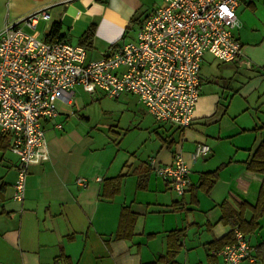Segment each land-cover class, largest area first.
I'll list each match as a JSON object with an SVG mask.
<instances>
[{
    "label": "crops",
    "instance_id": "1",
    "mask_svg": "<svg viewBox=\"0 0 264 264\" xmlns=\"http://www.w3.org/2000/svg\"><path fill=\"white\" fill-rule=\"evenodd\" d=\"M144 1L0 0V32L16 25L33 36L39 29L41 38L35 37L45 39L55 22L62 39L76 45L94 24L87 60H97L125 42L132 23L138 29L153 9L140 18ZM38 11L49 17L27 28L22 19ZM236 13L240 59L223 62L204 53L200 95L188 127L158 122L148 113L157 126L149 122L142 128L145 117L134 116L135 126L128 125L121 138L101 142L85 128L89 116L80 114L85 101L76 87L91 98L105 95L75 85L70 105L58 103L55 122L61 128L42 122L45 141L29 163L23 202L13 199L17 156L9 145L0 148V264H223L221 248L211 243L235 229L224 213L238 212L243 204L242 216L249 220L264 183V174L249 167L264 142V0H240ZM212 60L226 68L204 76L202 64ZM130 130L145 133L125 142ZM198 144L209 150L193 160ZM176 151L189 167L190 186L181 196L148 164L150 159L169 164ZM206 172L217 176L207 192L201 188ZM119 174L118 184L109 181ZM79 177L87 180L85 187L76 183ZM175 231L182 236L176 239ZM245 237L255 261L240 264H264V215Z\"/></svg>",
    "mask_w": 264,
    "mask_h": 264
},
{
    "label": "built area",
    "instance_id": "2",
    "mask_svg": "<svg viewBox=\"0 0 264 264\" xmlns=\"http://www.w3.org/2000/svg\"><path fill=\"white\" fill-rule=\"evenodd\" d=\"M240 0H163L137 30L135 39L110 46L97 60L87 49L63 39H38L16 25L0 32V137L17 156L13 199L23 202L29 163L44 145L43 121L55 122L58 103L70 105L73 88L97 89L109 98L131 93L156 121L183 129L193 120L200 95V67L205 52L223 62H238L241 46L234 35L240 27ZM226 9V10H225ZM44 11L28 14L22 23L35 29ZM198 144L191 158L208 152ZM151 171L177 194L190 186L189 167L181 152L169 164L150 159ZM99 180V178H98ZM80 187L87 185L79 177ZM235 241L218 250L223 264L255 261L246 237L234 229Z\"/></svg>",
    "mask_w": 264,
    "mask_h": 264
},
{
    "label": "rangeland",
    "instance_id": "3",
    "mask_svg": "<svg viewBox=\"0 0 264 264\" xmlns=\"http://www.w3.org/2000/svg\"><path fill=\"white\" fill-rule=\"evenodd\" d=\"M157 0H145V4L142 7V10H140V18L143 16L144 12H146L147 9L153 8L155 5L152 6V4ZM143 12V13H141ZM137 24L132 23L129 30L126 33V36L124 38L125 41H131L135 39V36L137 34ZM40 30L38 29L36 31L35 36L38 38H41ZM208 57V56H207ZM226 65L220 62H217L216 60H212L211 63L204 61L202 64V71L205 72L204 76H209V73H212L213 75L218 74L219 71H223L226 67ZM209 74V75H208ZM207 77H203L206 79ZM211 84V83H209ZM203 85H208L207 82H204ZM214 87V85H213ZM78 94H80L83 97V100L85 101L84 109L81 111L80 114H86L89 116V123L85 126L87 127V130L96 137L97 140L105 141V139L111 138L119 139L123 136L124 129L129 126H135L134 122L130 124L132 117L136 116L139 119L141 117L144 118V123L140 125V127L144 128V126L147 125V123L151 122L155 126L157 124L154 122V120L149 116L145 108L140 104H138L136 101L135 96L131 94L123 95L119 99H111L106 96H101L99 94L98 98H91L90 95L83 93L79 87H76ZM75 89V91H76ZM218 92V91H217ZM123 128V130H122ZM114 131L119 132V134L114 133ZM144 135L145 131H139V130H130L129 134L125 140V142L130 139L133 135ZM2 151L0 150V153Z\"/></svg>",
    "mask_w": 264,
    "mask_h": 264
},
{
    "label": "trees",
    "instance_id": "4",
    "mask_svg": "<svg viewBox=\"0 0 264 264\" xmlns=\"http://www.w3.org/2000/svg\"><path fill=\"white\" fill-rule=\"evenodd\" d=\"M135 19H132L130 22H134ZM129 28V27H128ZM127 30V29H126ZM59 24L52 23L48 32L45 35V39L47 41H51L55 38L62 39V37L58 34ZM95 25L91 24L87 27V29L83 32L80 37V45L84 46L86 49H89L91 46V42L94 36ZM127 32V31H126ZM126 34V33H125ZM125 34L123 35V39L125 38ZM122 43V42H119ZM117 43V44H119ZM116 45V44H115ZM9 145V139L7 136L0 137V148L5 149ZM249 167L257 172L264 174V142H262L257 149L256 154H254L253 159L250 162ZM123 174H119L114 178L109 179V181H114L116 184L120 182ZM217 179L216 172H206L201 175V188L204 191L210 190ZM246 206L241 204L238 212L229 211L227 215L224 213V220L228 221L232 224L234 228H238V230L245 236L250 232H253L257 227V220L264 215V183L259 191V196L255 207L252 208V215L249 220H246L242 216V209H245ZM125 207L123 208V210ZM122 210L120 220L123 219L124 212ZM176 237V239L182 236L181 231H175L172 233ZM235 241L234 230L230 231L227 235L223 236L219 241H214L211 243V246L217 248H222L225 245L231 244ZM178 246V245H177Z\"/></svg>",
    "mask_w": 264,
    "mask_h": 264
},
{
    "label": "snow or ice",
    "instance_id": "5",
    "mask_svg": "<svg viewBox=\"0 0 264 264\" xmlns=\"http://www.w3.org/2000/svg\"><path fill=\"white\" fill-rule=\"evenodd\" d=\"M226 10V9H225Z\"/></svg>",
    "mask_w": 264,
    "mask_h": 264
}]
</instances>
